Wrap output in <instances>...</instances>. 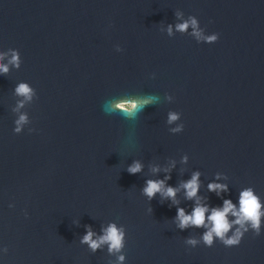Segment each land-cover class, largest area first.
<instances>
[{
  "label": "water",
  "instance_id": "obj_1",
  "mask_svg": "<svg viewBox=\"0 0 264 264\" xmlns=\"http://www.w3.org/2000/svg\"><path fill=\"white\" fill-rule=\"evenodd\" d=\"M0 64V264H264V0H0ZM130 101L135 118L115 109ZM245 190L259 235L209 247L210 225L179 227ZM112 224L119 251L82 242Z\"/></svg>",
  "mask_w": 264,
  "mask_h": 264
},
{
  "label": "clouds",
  "instance_id": "obj_2",
  "mask_svg": "<svg viewBox=\"0 0 264 264\" xmlns=\"http://www.w3.org/2000/svg\"><path fill=\"white\" fill-rule=\"evenodd\" d=\"M194 28V34L197 37H200L201 33L196 30L195 25L196 21L193 19L190 21ZM189 22H184L178 24L176 27L180 31H184L188 28ZM171 31V27L169 28ZM219 34H215L213 36L207 37L209 41H215ZM11 63L17 64L18 59L14 54L12 57ZM0 71L7 72L8 68L5 65L0 64ZM16 92L18 95L24 96L27 99H31L32 90L28 87L27 84L21 83L17 88ZM23 102H21L22 105ZM141 108V105L138 101H130V102H119L116 104L115 109L120 110L125 113L128 118H135L137 114V110ZM26 117L21 115L19 120L16 122L19 126L25 121ZM177 119V115L175 113L170 114L169 121H174ZM182 127V126H180ZM19 127L16 128V131L19 132ZM178 130V129H176ZM175 131V130H174ZM141 170V164L136 161L132 165L129 166L128 171L132 174ZM199 172H196L192 175V178L187 182L182 184V187L186 189L187 197L192 198L195 197L198 191L199 183L198 177ZM226 185L210 183L208 185L209 190L215 191L217 189H225ZM164 192V195L167 197L175 198L176 189L173 187H167L164 190V181H153L148 180L146 186L143 188L144 194H146L149 198H152L157 192ZM240 207L237 209L235 205L232 204L230 200H225L222 208H212L210 215L207 216V222L205 213L208 212L207 205H201L197 203L193 209L191 215H186L184 209H178L176 219L179 220V227L184 228L188 225L194 226H207L210 225L208 231L203 235V241L207 246H211L213 243L214 237L219 238V240L225 246H236L239 245L241 239L243 237V232L247 231V228L244 227L246 223H250L251 227L255 229L256 235L260 233V217H261V204L258 198L253 194L251 190L242 191L240 194ZM231 213L236 217L235 221L231 223L228 220V214ZM232 224H238L241 227L237 228L232 236H226L229 232ZM93 232L89 228L87 234L84 235L82 242H86L89 244L91 249H97L101 244L108 243L109 251H119L122 246L123 232L118 230L115 224L110 225L106 230H104V235L100 236L98 239L93 240ZM187 243L195 245L197 241L195 239H188ZM121 260L124 259L123 256L120 257Z\"/></svg>",
  "mask_w": 264,
  "mask_h": 264
}]
</instances>
